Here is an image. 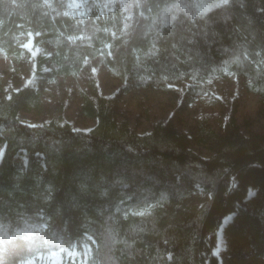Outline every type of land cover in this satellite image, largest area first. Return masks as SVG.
I'll return each instance as SVG.
<instances>
[{"label":"trees","instance_id":"16d2710c","mask_svg":"<svg viewBox=\"0 0 264 264\" xmlns=\"http://www.w3.org/2000/svg\"><path fill=\"white\" fill-rule=\"evenodd\" d=\"M87 1L100 7L77 18L64 14L67 0H0V51L20 57L32 33L53 46L36 55L42 77L77 75L100 56L121 78L163 88L228 70L264 106V0H214L198 15L182 10L189 0ZM89 83L88 130L23 121L41 101L31 85L0 96V264L84 244L93 264H221L214 247L228 215V242L242 235L264 257V131L245 129L234 106L220 130L199 120L195 137L162 119L138 132ZM196 191L204 199L192 204Z\"/></svg>","mask_w":264,"mask_h":264},{"label":"rangeland","instance_id":"374dc122","mask_svg":"<svg viewBox=\"0 0 264 264\" xmlns=\"http://www.w3.org/2000/svg\"><path fill=\"white\" fill-rule=\"evenodd\" d=\"M89 11L87 8L73 9L71 15L83 18ZM22 46L24 51L18 58L0 51V81L3 88L0 96L28 85L39 89V107L19 112L20 118L27 123L41 124L56 119L70 123L75 129L88 130L95 121L81 111L80 91L89 88V81L94 80L98 92L111 99L117 120L127 121L138 132L148 131L153 122L162 119L176 123L180 129L195 137L199 120L206 118L214 129L220 130L234 106L238 107L239 121L245 129L264 131V106L259 95L248 91L246 78L234 72L225 70V74L217 73L202 81H168L170 88H163L140 84L134 75L121 78L100 56H95L85 61L77 75L42 77L36 73V55L50 51L52 44H35L33 34L29 33L23 35ZM50 68L51 64L46 63L45 69ZM192 145L202 155L209 154V149L195 139ZM203 199V192L196 191L187 201L198 204ZM231 219V215L226 216L218 230L214 253L220 263L264 264V257L257 255L242 235L236 236L234 244L228 242L225 226ZM68 260L93 264L91 247L84 244L82 249L64 247L39 253L26 260L25 264H66Z\"/></svg>","mask_w":264,"mask_h":264},{"label":"clouds","instance_id":"9594fccd","mask_svg":"<svg viewBox=\"0 0 264 264\" xmlns=\"http://www.w3.org/2000/svg\"><path fill=\"white\" fill-rule=\"evenodd\" d=\"M224 3H227L228 0H223ZM107 7V5H104ZM219 6L214 0H189L188 3H185L182 5V10L184 9H191L190 15H198L200 14L201 9H207L211 10L215 7ZM92 7H100L98 3H94L92 5H89L87 0H67L65 4V15H71L73 9H91ZM83 15V13H82ZM16 264H20V261L17 260Z\"/></svg>","mask_w":264,"mask_h":264}]
</instances>
